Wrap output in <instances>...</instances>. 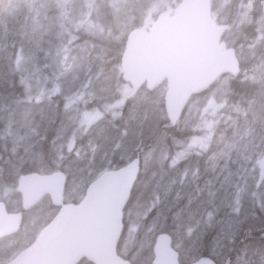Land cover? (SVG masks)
Segmentation results:
<instances>
[{
    "label": "rangeland",
    "instance_id": "rangeland-1",
    "mask_svg": "<svg viewBox=\"0 0 264 264\" xmlns=\"http://www.w3.org/2000/svg\"><path fill=\"white\" fill-rule=\"evenodd\" d=\"M100 1L105 13L118 22L116 32L123 36L131 27L148 24L157 13L171 11L181 0H6L9 4L0 14V49L16 67L19 89L0 106V169L8 166L18 176L24 165L49 172L53 163L48 160L47 146L39 153L38 144L56 117V96L65 97L66 106L77 103L68 107L64 121L63 113L61 118L57 113L54 132L74 128L82 114L81 121L98 113L92 106L91 110L77 106L84 99L97 98L95 106L102 107L99 111L105 123L87 130L90 153L85 158L74 157L62 164L69 177L65 199H80L86 186L113 164L114 157L128 161L148 130L157 131L145 148V188L135 192L125 212L120 245L124 253L129 252L133 264H150L153 255L149 250L161 231L165 213L171 215L178 231L173 238L175 248L191 260L196 258L201 225H216L213 242H209L214 248L229 245V235L240 225L260 228L264 224V0H212L214 18L225 23L236 21L230 24L224 40L244 62L242 73L253 72L249 78L260 83L258 96L249 103H232L219 79L211 91L191 99L178 125L184 136L169 139L167 146L158 133L163 127L156 130L162 117L160 90L153 101L141 106L148 117L145 131L139 125L142 109L133 110L135 95L126 106L122 96L114 93L118 66L90 75L89 35H99L90 14L98 11ZM234 2L236 6L240 3L239 15L227 17L228 6H235ZM132 5L136 14L130 10ZM82 28L86 35L80 33ZM2 76L0 80L5 78ZM81 87L84 89L77 100ZM107 104L115 107L107 109ZM108 144L113 157L101 153ZM198 178L202 182L197 183ZM228 179L233 190L228 188ZM4 181L0 176V200L17 210L20 196ZM229 201L231 207L225 208ZM55 212L57 208L48 200L28 211L20 231L23 247L36 237L43 218ZM244 258L240 264H264V250L258 262Z\"/></svg>",
    "mask_w": 264,
    "mask_h": 264
},
{
    "label": "water",
    "instance_id": "water-1",
    "mask_svg": "<svg viewBox=\"0 0 264 264\" xmlns=\"http://www.w3.org/2000/svg\"><path fill=\"white\" fill-rule=\"evenodd\" d=\"M226 25L212 18L210 0H183L172 14L161 12L148 30L129 33L122 55L124 78L148 86L167 78L166 107L172 124L193 93L207 88L222 73L239 68L233 48L220 39ZM138 171V162L103 173L88 187L79 203H65L36 239L6 264H131L117 253L123 232V208ZM66 177L62 172L30 173L20 178L22 208L27 210L49 193L62 204ZM22 212L9 213L0 201V237L17 232ZM264 235V233H263ZM152 264H179L171 237L156 236ZM190 264H215L201 258Z\"/></svg>",
    "mask_w": 264,
    "mask_h": 264
},
{
    "label": "flooded vegetation",
    "instance_id": "flooded-vegetation-1",
    "mask_svg": "<svg viewBox=\"0 0 264 264\" xmlns=\"http://www.w3.org/2000/svg\"><path fill=\"white\" fill-rule=\"evenodd\" d=\"M115 64L111 65L108 70L112 69ZM92 70L94 69V64L92 65ZM91 75V74H90ZM118 84L114 87V93L116 95H121L122 98L127 102L126 106L130 103L132 99L131 96L135 95V98H137V102L133 108V110H139L142 109V115L139 120V125L146 130L147 127V113L145 110V106L148 103V100L153 101L155 95L157 94V91L160 90V109L164 111V103H163V96L166 89V83L163 82L159 85H157L154 89H149L146 85V83L138 84L137 86H133L131 83L126 82L122 79L121 73L118 75ZM84 87L80 88V92L78 94V97H76L77 100H79V96L82 94ZM136 93V94H134ZM154 95H150L153 94ZM54 100L55 106H54V112H57L60 115H62V121H64L69 113L67 110L68 107L71 104L77 103L75 101L70 102L67 106L65 105V97H62L60 94H58ZM119 96H116V99H118ZM140 98H143L140 99ZM97 100V98H94L93 100H83L82 102L78 103L77 106L84 110H90L89 107ZM98 109V107H96ZM101 115V118H97L95 121L88 117L85 121L80 123L79 119H77V122L72 129H67L66 131H63V128L58 132H54L53 130L56 128L55 125L52 129L53 133H46V144L50 148L51 157L57 161L60 162H70L73 157L76 158H82L89 154V147H90V140L88 139L87 130L94 126L96 123H100L103 120V115ZM57 120V118L55 119ZM151 120V119H150ZM67 123V122H66ZM142 124V125H141ZM168 120L166 118V121L164 120L162 123L163 128H168ZM61 126V122H60ZM65 126V125H64ZM63 126V127H64ZM142 140L144 138L142 137ZM164 141V139H162ZM166 142V141H165ZM43 144V141L41 140L38 144L39 147H41ZM104 148L102 149V154H107V156L113 157L114 151L111 149V145L108 144L107 146L104 145ZM115 156V155H114ZM229 158V155L226 156ZM111 162H116L115 157ZM201 163V161H200ZM199 182H202L199 180ZM228 188H229V179H228ZM220 193V192H219ZM225 207V206H224ZM227 208V204L226 207ZM251 229V231H250ZM264 231V224L260 225V228L254 229L252 227V224H244L240 225V227L235 230H233L231 235H229V245H226L225 247L221 248H214L211 247L208 243V236L205 234H202L200 236V239L198 240V251L200 253V257L203 256H210L212 257L217 263L223 264L226 261H228V264H240L243 258L246 256L248 260L251 259L253 262H258L260 256L263 254L264 250V237L261 235V233ZM245 259V258H244Z\"/></svg>",
    "mask_w": 264,
    "mask_h": 264
},
{
    "label": "trees",
    "instance_id": "trees-1",
    "mask_svg": "<svg viewBox=\"0 0 264 264\" xmlns=\"http://www.w3.org/2000/svg\"><path fill=\"white\" fill-rule=\"evenodd\" d=\"M5 3L6 0H0V9H2L4 5L9 4V3L5 4ZM234 4L235 6H232V4L229 6V16L232 15L236 16L237 14H239L240 3L238 6H236L235 2ZM92 20L96 22V27L97 26H102L103 28H107V26L114 28L117 27L116 22L107 13H105V11L99 12L97 14H93ZM99 37L102 38V39H98L100 40V43H97V52L100 58H105V57L107 58L108 55L111 56L113 52L119 51L121 49L120 42L113 43V40L109 38L110 37L109 34H101L99 35ZM1 73L5 75V78L3 80H0V106L4 100L8 99V97L16 95V89H19V87L16 86L17 83L16 67L13 64L12 60H10L4 54L3 51L0 52V74ZM2 78L3 76L0 77V79ZM227 79H228V82L226 84L228 86L227 93H229V101L232 103L240 104L248 101L250 102L252 100H255L256 97L258 96V93L260 92V86L258 87L256 83L247 80L246 77L242 79L241 74H238L237 76L229 75ZM1 133H2V122L0 120V136ZM179 136H184L181 130L174 127L169 130V135H168L169 139H178ZM1 151H2V145L0 138V152ZM48 157H49L48 160L51 161L49 155ZM52 165L54 168H57V165L55 164ZM3 168L7 169V171H5V169ZM35 170L37 169L32 166L24 165L20 170V175ZM0 176L2 180H5L4 182L6 184L15 187L16 182L18 180V175L12 174V170L8 166L2 167L0 169ZM140 180L142 182L145 179L144 178L142 179V177L139 178L135 190L141 185ZM8 208L10 209L9 206ZM171 209L172 208L168 209L167 212L171 211ZM173 223L174 221L172 220L171 215L166 213V215L164 216V224L161 230L172 234V232L175 230V224ZM139 233L137 235H139ZM21 240H22L21 233H16L10 236H6L4 238H0V264L9 260L16 252L20 250V248L23 246ZM119 252L121 255H125L127 258H131L129 256V252L128 255L124 254L121 251L120 247H119ZM81 264H89V263L84 261Z\"/></svg>",
    "mask_w": 264,
    "mask_h": 264
},
{
    "label": "bare ground",
    "instance_id": "bare-ground-1",
    "mask_svg": "<svg viewBox=\"0 0 264 264\" xmlns=\"http://www.w3.org/2000/svg\"><path fill=\"white\" fill-rule=\"evenodd\" d=\"M217 188V187H216ZM189 196V195H188ZM185 201V200H184ZM231 201V200H230ZM230 201H229V203H230ZM212 207V206H211ZM168 211V210H167ZM165 213V212H164ZM166 214V213H165ZM165 214H164V216H165ZM179 214V213H178Z\"/></svg>",
    "mask_w": 264,
    "mask_h": 264
}]
</instances>
